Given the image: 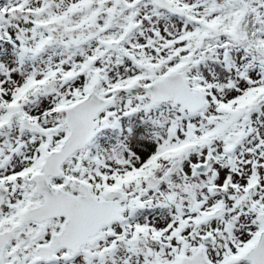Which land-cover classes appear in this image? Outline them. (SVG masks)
<instances>
[{"label":"snow or ice","instance_id":"6c2138e0","mask_svg":"<svg viewBox=\"0 0 264 264\" xmlns=\"http://www.w3.org/2000/svg\"><path fill=\"white\" fill-rule=\"evenodd\" d=\"M0 264H264V0H0Z\"/></svg>","mask_w":264,"mask_h":264}]
</instances>
